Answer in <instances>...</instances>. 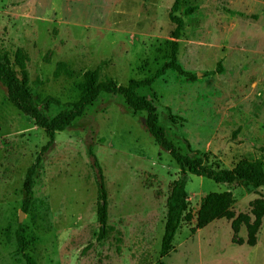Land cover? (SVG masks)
<instances>
[{"label":"rangeland","instance_id":"374dc122","mask_svg":"<svg viewBox=\"0 0 264 264\" xmlns=\"http://www.w3.org/2000/svg\"><path fill=\"white\" fill-rule=\"evenodd\" d=\"M173 0H0V49L22 47L29 86L51 117L80 96L85 70L126 85L150 77L169 59ZM193 7L186 14L185 8ZM177 61L188 80L166 71L138 93L151 99L169 139L232 167L264 161V0H181ZM64 62L73 74H54ZM217 62L222 71L203 75ZM199 74V75H198ZM47 137L17 110L0 83V264H264V216L256 243L233 242L231 219L194 228L202 196L230 190L234 215L250 214L263 187L234 186L189 175L190 221H182L167 255L159 254L166 198L179 167L147 131L144 112L102 93L85 114L55 134L36 169L30 206L23 179ZM91 149L107 192V232L96 236L97 186ZM23 212L21 221L18 215ZM16 232L24 247H19ZM241 224L237 238L246 239Z\"/></svg>","mask_w":264,"mask_h":264},{"label":"trees","instance_id":"16d2710c","mask_svg":"<svg viewBox=\"0 0 264 264\" xmlns=\"http://www.w3.org/2000/svg\"><path fill=\"white\" fill-rule=\"evenodd\" d=\"M180 1L173 0L169 10V18L174 24L171 34L169 59L157 68L150 77L144 79L132 78L126 85H122L110 77L99 79L97 68L85 70L78 84L80 90L79 98L71 102L69 107L59 110L51 117L45 115L34 101V96L29 86L27 71L29 58L26 51L20 46L12 51L0 49V83L5 88L8 101L17 110L32 119L35 125L42 128L47 137L46 142L40 147L24 175L22 185L25 194L22 205L23 212H27L30 206V196L36 169L41 162L42 156L51 149L55 134L70 127L75 121L80 119L88 107L102 93L118 95L132 111L144 112L147 131L153 137L155 143L166 150L179 167V175L172 182L166 198L165 220L159 249L161 256L167 255L171 250L174 236L181 222L190 221L193 218L186 190L189 175L205 177L228 186L244 182L253 187L264 188V161L262 158H242L232 167H225L216 160H210L207 153L201 154L198 150H192L191 152L180 151L173 141L168 138L164 126L160 124L154 102L138 93L139 88L150 86L155 79L168 70H173L188 80L196 79V72L183 68L177 61L179 47L177 40L184 24L183 17L178 13ZM192 10L193 7H188L185 8L184 12L189 14ZM221 71L222 65L217 62L214 69L204 71L203 75H212ZM61 72H65L69 76L73 74L71 70L66 68L64 62H58L54 74L58 75ZM88 153L91 159V166L95 171L97 186L96 213L99 230L96 238L102 239L107 232V192L102 167L91 149H89ZM233 202V194L228 189L206 193L202 196L199 207L196 210L194 228H201L219 218L231 219L233 242L237 244L245 242L252 246L256 243V234L264 216V195L255 198L251 202L250 214L239 213L235 216L230 208ZM241 224H244L247 230L245 240L236 237ZM16 241L19 247H24V241L19 232H16ZM23 258L25 264H35L34 259L30 255L23 254Z\"/></svg>","mask_w":264,"mask_h":264},{"label":"water","instance_id":"95a60500","mask_svg":"<svg viewBox=\"0 0 264 264\" xmlns=\"http://www.w3.org/2000/svg\"><path fill=\"white\" fill-rule=\"evenodd\" d=\"M199 75V74H198ZM23 212H20L18 215V220L21 221Z\"/></svg>","mask_w":264,"mask_h":264}]
</instances>
